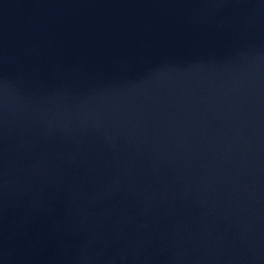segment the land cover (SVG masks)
Listing matches in <instances>:
<instances>
[{"label": "water", "instance_id": "95a60500", "mask_svg": "<svg viewBox=\"0 0 264 264\" xmlns=\"http://www.w3.org/2000/svg\"><path fill=\"white\" fill-rule=\"evenodd\" d=\"M0 264H264V0H0Z\"/></svg>", "mask_w": 264, "mask_h": 264}]
</instances>
